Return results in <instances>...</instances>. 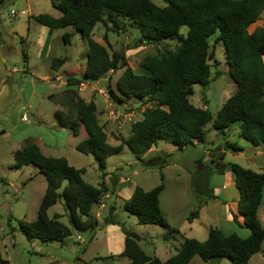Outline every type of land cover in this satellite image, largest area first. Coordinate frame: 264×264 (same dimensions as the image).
Here are the masks:
<instances>
[{
	"label": "trees",
	"instance_id": "trees-1",
	"mask_svg": "<svg viewBox=\"0 0 264 264\" xmlns=\"http://www.w3.org/2000/svg\"><path fill=\"white\" fill-rule=\"evenodd\" d=\"M162 1L165 4L163 8L157 7L150 0H59L58 3L51 1L52 7L60 13L58 18L49 14L34 17L37 23L50 30L74 27L87 42L84 72L79 77L66 78L70 95L73 96V88L81 83H95L112 69H124L116 82L115 91L109 92V99L117 104L145 99L151 104H145L141 119L131 126L130 136L117 146L107 144L93 102L85 103L81 99L76 100L75 96L63 102V107L74 118L72 123L64 119L60 111L54 112L58 124L67 126L73 134H76V127H83L87 138L76 145V150L93 156L102 180L107 175V159L122 152L124 147L142 165L161 168L160 161L145 163L141 157L160 141L180 151L203 143L204 129L209 123L222 136L238 125L240 138L254 147L264 145V27H256L252 33H248L249 26L264 11V0ZM4 2L0 0V7ZM99 22L112 33L120 34L122 29L127 30V24L138 31L136 48L143 44L159 45L171 39H177L180 45L175 51L146 55L141 62L142 72L137 74L127 66L123 51L110 53L107 47L92 39V32ZM182 27L188 29L186 36L180 34ZM212 36L213 45L221 43L224 46L229 76L236 87L214 118L206 104V108L202 109L189 102V97L194 93V85L205 91L211 83V66L208 61L213 53L208 50ZM62 39L68 43L70 35L64 33ZM63 62L64 58L53 59L50 67L57 70ZM222 149L242 152L229 143ZM198 162H202V158ZM211 163L210 160L209 164L203 165L202 170L191 175L193 194L205 202L217 198L212 185L213 178L223 175L225 171L221 166ZM24 166L37 168L46 179V189L35 220L19 225L26 238L42 243L61 242L72 231L88 232L92 238L98 228L92 210L102 203L106 193L115 191L117 172L110 175L111 190L104 180L98 186H93L84 180V168H74L62 157L45 156L37 144L29 140L14 153L12 168L20 169ZM229 170L238 192V214L242 216L244 226L249 229V236L242 238L235 234L227 235L220 229L211 228L204 242L186 239L172 257L161 261L146 255L137 243L138 236L120 226L125 243L119 256L129 258L130 264H188L194 256L204 262L227 258L231 264H248L249 259L261 251L264 241V229L257 214L262 201L264 173H256L237 164H229ZM163 188L162 183L149 191L136 186L131 196L122 202L121 209L135 216L140 225L168 229L162 234L163 239L168 241L177 231L168 227L160 210L159 195ZM57 202H63L69 226L59 220L58 214L48 217L47 210ZM114 209L111 205L104 225H120L111 218ZM197 217L198 211L194 210L187 220L191 222ZM232 221L238 223L234 214ZM4 263L0 252V264Z\"/></svg>",
	"mask_w": 264,
	"mask_h": 264
},
{
	"label": "rangeland",
	"instance_id": "rangeland-1",
	"mask_svg": "<svg viewBox=\"0 0 264 264\" xmlns=\"http://www.w3.org/2000/svg\"><path fill=\"white\" fill-rule=\"evenodd\" d=\"M51 1L58 3L59 0H5L0 7V53L1 58L5 59L4 68L0 63V252L2 259L7 264H125L128 261L126 258L115 256L112 259H104L111 254L116 255L118 250L124 248V242L120 239L122 235L120 226H125L127 230L141 238L140 247L146 255L160 260L166 258L168 250L174 254L186 239L194 238L204 242L211 228L220 229L227 235L235 234L245 238L246 228L232 221V214L239 215L237 206V214L233 211V207L237 204L238 192L229 164H237L253 172L264 173V145L256 148L240 138L238 125L226 131L228 135L224 138L212 128V123H209L204 129L203 143L188 146L179 151L173 145L160 141L156 147L141 157L145 163L160 161L161 168L146 167L145 164L142 165V162H136V158L126 147L106 161L107 172H117L118 179L129 178L126 186L131 187L135 184L149 191L163 184L164 193L160 197L161 213L168 224L177 231L173 233L171 240L166 241L160 236L168 229L154 225H138L136 217L125 213L117 205V200L113 201L114 199L112 206L116 208V211H113L112 219L120 223L114 228L102 224L104 220L101 218L100 229L95 230L92 238L88 232L72 231L71 237L67 238L62 245L41 244L38 241L26 239L19 225L34 221L46 188V181L45 176L33 166L13 169L14 153L29 140L40 146L43 154L48 157H71L72 162L80 155L76 146L74 147V144L79 143L80 138H75L76 136L72 135V131L67 127H65L67 129L60 128L56 124L53 118L55 108L68 113L69 111L62 107V104L73 96L76 100L81 99L85 103L93 102L96 106L99 125L106 134L107 144L117 146L130 136L131 126L141 119L145 104L151 105L145 99H133L125 104H117L109 99L108 94L110 91H115L116 82L124 69H112L98 82L81 83L75 86L73 96L67 92L66 86L62 87L64 90L56 87L64 82L66 75L71 77L82 75L87 62L88 46L74 27L67 28V32L50 31L34 20V17L40 14H49L55 18L60 15L59 11L52 7ZM150 1L157 7L165 6L162 0ZM125 26L128 27L127 30L122 29L120 34H117L107 31L99 22L92 32V39L107 47L110 53L123 51L127 66L134 73L142 72L141 62L146 55L175 51L180 45L177 39H171L159 45L143 44L136 48L139 32L130 28L128 24ZM256 27H264V11L256 22L249 26L248 33H252ZM187 31V27H182L180 34L186 36ZM64 33L70 35V42L66 43L62 39ZM213 40L212 36L209 39L208 50L209 53L211 51L213 53L208 61L211 66V83L205 91L200 86L194 85V93L189 97V102L196 107L202 106L203 109L206 104L214 118L226 99L235 92L236 87L229 76L224 46L221 43L213 45ZM47 46H49L48 49ZM61 57L66 58L65 64L61 70L51 72V61ZM262 59L264 63V56ZM53 74H57L56 76L61 80L47 81L49 77H54ZM52 94L55 95L47 98V95ZM80 133L85 136L84 129ZM226 143L240 148L242 152L224 151L222 148ZM81 157L85 158L81 159L82 163L78 166L85 168L88 172L84 180L98 186L99 181L101 182V174L93 156ZM201 158L202 162L197 163V160ZM210 160L211 164H217L225 171L223 175L213 178L212 185L217 198L205 202L204 199L193 194L190 181L191 175L202 170L203 165L209 164ZM165 166L168 167L166 171L162 169ZM231 178L232 184L229 182ZM217 183H222L224 188L219 189ZM110 202V199L103 197L104 215L110 213V208L107 207ZM194 210L198 211V217L193 218L196 220L195 226L192 232H189L186 229L189 222L187 219ZM93 213L96 212L93 211ZM54 214H64V210L58 203L48 210L49 217ZM257 214L264 229V195ZM7 221H10L9 226L15 228L12 233L11 227L7 226ZM61 221L68 224V217L63 215ZM3 229H5L4 232ZM78 235L83 237L84 244L78 243ZM261 250L250 258L249 264H264V241ZM193 258L190 264H231L227 258L209 262H204L198 256Z\"/></svg>",
	"mask_w": 264,
	"mask_h": 264
},
{
	"label": "crops",
	"instance_id": "crops-1",
	"mask_svg": "<svg viewBox=\"0 0 264 264\" xmlns=\"http://www.w3.org/2000/svg\"><path fill=\"white\" fill-rule=\"evenodd\" d=\"M60 16V15H59ZM58 16V17H59ZM58 17H56V18H58ZM44 27V26H43ZM46 28V27H45ZM67 28H70V27H67ZM67 28H64V29H59V30H63L64 32H67ZM48 29V28H47ZM48 30H50V29H48ZM50 31H55V30H50ZM64 45V44H63ZM47 49L49 48V46H47L46 47ZM61 58H64V62H63V64L61 65V66H59L58 67V69L57 70H52L51 68H50V70H51V72H53V73H55L56 71H59V70H61V67L65 64V62H66V58L65 57H61ZM4 62H5V59L4 58H1V53H0V63H1V67L2 68H4ZM13 71H17V69H13ZM50 75H51V73H50ZM54 75V77H49L48 79H46L47 81H49V80H54V81H60L61 79L58 77V76H56L57 74H53ZM67 77H70L69 75H66V78ZM54 78V79H53ZM65 78V79H66ZM64 79V82H61L59 85H57L56 87L60 90L63 86L65 87H67V85H66V80ZM63 87V88H64ZM62 88V90H64ZM53 95H55V94H52V95H47V98H51V96H53ZM63 107V106H62ZM196 107V106H195ZM59 108V107H58ZM197 108H202L203 109V107L202 106H198ZM204 108H206L205 106H204ZM60 109V108H59ZM57 110V107L55 108V111H60L61 112V114H62V116H63V118L64 119H66V120H70V122L72 123L73 122V120H74V118H72L67 112H65L64 110ZM54 111V112H55ZM53 118H54V113H53ZM54 120H55V118H54ZM55 122H56V124L60 127V128H64V129H67L68 127L67 126H62V125H60V124H58V122L55 120ZM65 127H67V128H65ZM69 129V128H68ZM83 129V127L82 126H80V127H76V134H72V135H74V136H76L75 138H80L79 139V142L80 141H82V140H84V139H86L87 138V135H86V133H85V136H83L80 132H81V130ZM78 130L80 131V132H78ZM230 131V130H229ZM85 132V131H84ZM226 135H228V132L224 135V138H226ZM78 144V143H77ZM76 144V145H77ZM75 144H74V147L76 146ZM196 145H198V144H195V145H193V146H196ZM38 146V145H37ZM39 148H40V146H38ZM261 147H263V146H261ZM257 148V147H256ZM40 150H42L41 148H40ZM174 150H176V149H174ZM174 150H172V152L174 151ZM123 151V150H122ZM180 151V150H179ZM42 153H43V150L41 151ZM154 152V151H153ZM80 155H79V157H77V158H75L72 162L70 161L71 160V157H65V159L67 160V162L69 163V165L70 166H73L74 168H77V169H80V168H83V167H80V166H78V165H81V159L82 158H85V157H81V156H83L84 154H82V153H79ZM85 156H87V155H85ZM109 159V158H108ZM138 160H136V162H137ZM24 167H26V166H24ZM168 167L167 166H165L164 168H162L164 171H166V169H167ZM85 169V168H84ZM99 171V170H98ZM105 173H107V175L103 178V180H104V182H105V184L107 185V187L109 188V190H111L110 188H111V182H110V175H111V173L112 172H107L106 171V168H105ZM88 174V172L87 171H85V174H84V176H83V178L86 176ZM226 175V174H225ZM216 176H214V178H215ZM230 177V176H229ZM102 179H101V181H103ZM129 180V178L128 177H120L119 179H118V182H117V185H116V189H115V191H113V193H111V192H109V194H106L104 197L105 198H108V199H110V203L107 205V207L108 208H110L111 207V205L113 204V201H115L116 202V200H117V202L119 203H117V205L121 208V206H122V202L124 201V200H126V199H128L130 196H131V194H132V192H133V190H134V188L137 186V185H135V184H133L131 187L130 186H126V181H128ZM45 181H46V179H45ZM86 181V180H85ZM222 182H223V180H222ZM231 184H232V178H231V181H229ZM99 183H100V181H99ZM190 183H191V181H190ZM92 185V184H91ZM217 185L219 186V189H223L224 187V185L221 183H217ZM93 186H97V185H93ZM10 187H12V186H10ZM46 189V188H45ZM143 189V188H142ZM191 189V188H190ZM144 190V189H143ZM127 191V192H126ZM163 193H164V190H162L161 192H160V195H159V206H160V197H161V195H163ZM110 195V196H109ZM263 195H264V192L262 193V198H263ZM237 197H238V195H237ZM42 199V198H41ZM114 199V200H113ZM113 200V201H112ZM238 200V199H237ZM236 200V201H237ZM41 201V200H40ZM59 205H60V207L64 210V214H58L59 216H60V218H59V220L61 221V217L63 216V215H66L67 216V213H66V210H65V208H64V204H63V202H57ZM56 203V204H57ZM261 203H262V201H261ZM56 204H54L53 206H55ZM53 206H51V207H53ZM236 206H237V204H235V206L233 207V211H234V213L235 214H237V209H236ZM261 206V205H260ZM259 206V207H260ZM50 207V208H51ZM49 208V209H50ZM48 209V210H49ZM48 210H47V215H48ZM110 210V209H109ZM115 211H116V208L114 209ZM114 210H112L111 211V218H112V216H113V211ZM161 210V209H160ZM93 211H95L96 213H93ZM110 212V211H109ZM162 212V211H161ZM105 214V211H103L102 209H100L99 208V206L98 207H94L93 208V210H92V215L95 217V219L98 221V228L97 229H100V225H101V223H99V221H100V219L102 218L103 220L105 219V218H107V214L106 215H104ZM55 215V214H54ZM53 216V215H52ZM51 216V217H52ZM105 216V217H104ZM238 216V218H237V222L238 223H236V224H238L239 226H241V225H243L242 227H244V228H246L245 226H244V224H243V218H242V216H240V215H237ZM49 217V216H48ZM50 217V218H51ZM68 217V216H67ZM36 218V217H35ZM259 219V218H258ZM35 220V219H34ZM166 220V219H165ZM229 220H231V219H229ZM195 221L196 220H192V222L191 223H187V227H186V229L189 231V232H192V230L194 229V226H195ZM259 221H260V219H259ZM9 222L10 221H7V226L8 227H11V226H9ZM33 222V221H32ZM62 222V221H61ZM166 222H167V220H166ZM261 222V221H260ZM63 223V222H62ZM102 224H103V222H102ZM138 224V223H137ZM65 225H68L69 226V220H68V224H65ZM138 225H140V224H138ZM167 225H168V227L170 228V229H175L173 226H170L169 224H168V222H167ZM261 225H262V222H261ZM114 226H118V225H115V224H108V225H106V227H112V228H114ZM141 226H147V225H141ZM149 226H151V225H149ZM125 227V226H124ZM165 229V228H164ZM15 230V228L14 227H11L10 228V232L12 233L13 231ZM5 231V229H3V232ZM121 231V230H120ZM249 231V229H247L246 228V234H245V236L244 237H247V235L250 233V231ZM121 233H122V231H121ZM134 233V232H133ZM164 233V232H163ZM160 236H162V234H160ZM69 237H71V236H69ZM69 237H67V238H69ZM206 237H208V236H206ZM67 238H65L63 241H61V242H48V243H51V244H59V245H62V244H64L67 240ZM83 238V237H82ZM27 239V238H26ZM120 239H121V241H123L124 243H125V236H124V234L122 233V235H121V237H120ZM140 237L138 236V245L140 246ZM172 239V236H171V238H170V240ZM190 239H194V238H190ZM28 240V239H27ZM28 241H38V242H40L39 240H28ZM77 241H78V243H80V244H84L83 242H81V241H79L78 239H77ZM41 244H48V243H42V242H40ZM141 248V247H140ZM124 249V248H123ZM142 249V248H141ZM168 250V249H167ZM178 250V249H177ZM177 250H175L176 252H177ZM122 251L123 250H118L117 251V254L116 255H109V256H106L104 259H112V258H114L115 256H117V258H126L128 261L125 263V264H130V260H129V258H127V257H121V256H119L121 253H122ZM262 251V250H261ZM84 252H86V250L84 251ZM175 252V253H176ZM174 253V254H175ZM174 254H172L169 250H168V254L166 255V258H164V259H162L161 261H166L167 259H169L170 257H172ZM150 257H152V256H150ZM195 257V256H194ZM194 259V258H193ZM192 259V260H193ZM192 260H190V262L192 261ZM250 260V259H249ZM4 261V260H3ZM5 262V261H4ZM4 264H7V262H5ZM188 264H190V263H188ZM248 264H249V262H248Z\"/></svg>",
	"mask_w": 264,
	"mask_h": 264
},
{
	"label": "built area",
	"instance_id": "built-area-1",
	"mask_svg": "<svg viewBox=\"0 0 264 264\" xmlns=\"http://www.w3.org/2000/svg\"><path fill=\"white\" fill-rule=\"evenodd\" d=\"M24 119H25V117H24ZM105 206H104V204L103 203H101L100 205H99V208L100 209H103ZM77 239L79 240V241H81V242H83L84 243V240H83V238L81 237V236H77Z\"/></svg>",
	"mask_w": 264,
	"mask_h": 264
}]
</instances>
